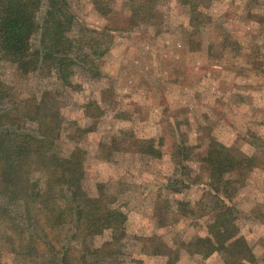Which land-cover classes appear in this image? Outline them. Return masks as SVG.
<instances>
[{
    "label": "rangeland",
    "instance_id": "1",
    "mask_svg": "<svg viewBox=\"0 0 264 264\" xmlns=\"http://www.w3.org/2000/svg\"><path fill=\"white\" fill-rule=\"evenodd\" d=\"M70 4L86 62L75 68L73 85H64L55 71L23 73L3 60L0 82L11 90L10 107L52 92L49 104L61 115L56 151L67 157L81 148L86 192L96 196L104 184L113 207L126 215L117 262L229 264V252L204 256L196 243L203 239L207 248L215 217L227 213L232 222L224 228L242 237L253 264H264V0ZM193 6L198 10L192 13ZM39 40L37 33L34 47ZM150 138L161 142L159 157L138 151ZM211 141L254 159L249 168L228 169L219 193L204 161ZM44 175L34 173L40 186ZM12 207V215L0 218L1 263L44 264L36 248L33 256L20 255L30 242L27 226L33 227L15 213L21 204ZM66 231L53 238L63 240ZM113 236L105 230L88 240L100 247Z\"/></svg>",
    "mask_w": 264,
    "mask_h": 264
},
{
    "label": "trees",
    "instance_id": "2",
    "mask_svg": "<svg viewBox=\"0 0 264 264\" xmlns=\"http://www.w3.org/2000/svg\"><path fill=\"white\" fill-rule=\"evenodd\" d=\"M193 7L192 13L198 10ZM42 9L40 21L38 14ZM76 19L70 0H0V60L15 64L23 73L55 71L64 85L72 86L75 68L86 65L80 58L85 46L78 44L73 33ZM37 33L39 45L34 47L32 41ZM49 96L52 92L45 91L40 99L11 102L10 107L5 103L12 97L11 90L0 82V197L6 200L0 206V218L13 214L12 205L21 204L15 213L21 212L23 221L27 219L33 227L31 230L27 226L30 242H25L20 250L24 257L33 256L37 250L44 264H121L115 257V246L125 235L126 215L113 207L114 200L104 184L98 185L96 196L86 192L85 154L81 148L76 147L67 157L56 151L61 115L49 104ZM28 120L37 126L29 127ZM87 130L90 128H84ZM138 145L143 154L161 155V142L155 138L141 140ZM223 147L211 141L204 159L218 183L217 193L222 191L219 185L228 169L249 168L254 160L233 156ZM180 152L185 153L186 149L182 147ZM35 172L45 174L43 186L33 178ZM220 200L226 205L225 196ZM228 211L232 213V209ZM230 217L227 213L215 217L210 226L214 239H207V248L199 239L196 243L203 247L197 253L207 256L214 251H227L229 264H253L254 255L242 237L232 228H224L232 222ZM60 229L67 230L61 241L53 238ZM105 230L113 231L112 242L100 247L89 244L90 237ZM9 238L12 240L11 235ZM78 241L80 247L73 245Z\"/></svg>",
    "mask_w": 264,
    "mask_h": 264
}]
</instances>
